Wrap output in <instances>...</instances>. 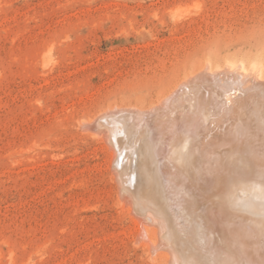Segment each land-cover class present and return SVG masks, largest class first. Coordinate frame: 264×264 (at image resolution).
Segmentation results:
<instances>
[{
	"label": "rangeland",
	"instance_id": "rangeland-1",
	"mask_svg": "<svg viewBox=\"0 0 264 264\" xmlns=\"http://www.w3.org/2000/svg\"><path fill=\"white\" fill-rule=\"evenodd\" d=\"M226 60L264 78V0H0V264L164 263L136 241L107 147L81 123L132 125ZM250 114L264 135V106Z\"/></svg>",
	"mask_w": 264,
	"mask_h": 264
},
{
	"label": "bare ground",
	"instance_id": "bare-ground-1",
	"mask_svg": "<svg viewBox=\"0 0 264 264\" xmlns=\"http://www.w3.org/2000/svg\"><path fill=\"white\" fill-rule=\"evenodd\" d=\"M165 97L146 113L132 109V125L107 112L81 123L107 147L136 241L165 252L159 264H264V135L249 118L264 106L261 67L205 61ZM237 152L249 178L238 177Z\"/></svg>",
	"mask_w": 264,
	"mask_h": 264
}]
</instances>
